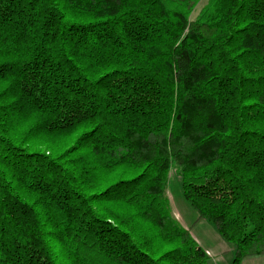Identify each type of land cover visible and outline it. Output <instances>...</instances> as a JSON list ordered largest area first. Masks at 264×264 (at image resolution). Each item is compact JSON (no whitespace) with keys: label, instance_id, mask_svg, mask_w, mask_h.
I'll return each instance as SVG.
<instances>
[{"label":"trees","instance_id":"obj_1","mask_svg":"<svg viewBox=\"0 0 264 264\" xmlns=\"http://www.w3.org/2000/svg\"><path fill=\"white\" fill-rule=\"evenodd\" d=\"M0 0V264H211L183 198L264 256V0Z\"/></svg>","mask_w":264,"mask_h":264},{"label":"rangeland","instance_id":"obj_2","mask_svg":"<svg viewBox=\"0 0 264 264\" xmlns=\"http://www.w3.org/2000/svg\"><path fill=\"white\" fill-rule=\"evenodd\" d=\"M207 0H203L195 9L194 14L192 15V18H196L198 13L200 12L201 8L206 4ZM166 197L170 203L172 214L180 224L184 228H192L191 235L195 240H199L202 238V234L205 230L204 225L207 227V229H212L215 231V229L210 225L207 224L208 222L203 220L201 222H198L195 225H198L197 227H193L191 225V222H194L197 220L198 215L194 211V209L186 202V200L183 198L182 195V189H181V179L178 176L176 172V167L173 165L171 168V172L169 174V182L166 190ZM180 217H184L181 219ZM199 234V237H198ZM227 243V242H226ZM212 264V263H211Z\"/></svg>","mask_w":264,"mask_h":264},{"label":"crops","instance_id":"obj_3","mask_svg":"<svg viewBox=\"0 0 264 264\" xmlns=\"http://www.w3.org/2000/svg\"><path fill=\"white\" fill-rule=\"evenodd\" d=\"M180 218L183 219V221L185 220L184 217H180ZM196 221L197 220H195L194 222H191V225L193 227L198 226V225H195ZM204 228L205 230L202 234V238L200 239V241L199 240H196V241L208 253L211 263L212 264H232L233 259H234L233 247L229 243H226V241H224L216 231H213L212 229H207L205 225H204ZM190 229L188 230L191 232ZM198 237H199V234H198ZM242 264H264V256H256V257L247 258L243 261Z\"/></svg>","mask_w":264,"mask_h":264}]
</instances>
